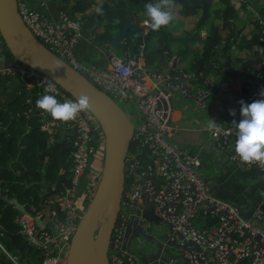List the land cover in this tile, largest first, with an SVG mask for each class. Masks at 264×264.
Returning a JSON list of instances; mask_svg holds the SVG:
<instances>
[{
    "label": "built area",
    "instance_id": "1",
    "mask_svg": "<svg viewBox=\"0 0 264 264\" xmlns=\"http://www.w3.org/2000/svg\"><path fill=\"white\" fill-rule=\"evenodd\" d=\"M235 1L239 5L247 3V0ZM17 8L24 25L49 52L86 77L115 103L124 102L128 108L132 105L136 108L135 124H130L131 150L125 158L128 201L112 229L108 264H264V185L253 212L243 214L237 205L213 195L209 183L199 172L202 166L199 154L170 137L174 91H180L183 98L202 110L207 109L206 101L212 97V91L203 86L194 92L188 84L170 85L169 79L148 72L143 62V45L133 56L109 55L106 69L86 68L76 62L73 53L82 27L67 12L51 19L27 7L24 0H17ZM143 26L148 28L144 23ZM256 27L262 68L254 81L246 84L248 104L260 99L259 93L264 91V15L258 18ZM146 34L147 31L144 36ZM5 50L0 36V76L20 81L22 87L16 86L17 94L25 91L37 98L51 94L61 103L66 99L74 100L49 77L8 58ZM148 79L159 85L149 86ZM204 83L206 85V81ZM48 85L52 91L46 93ZM37 117L40 130L49 139L54 128L64 126L70 132L67 164L72 189L64 188L61 194L46 197L43 205L48 220L44 227L38 226L36 216L28 213L18 215L15 222L20 227L19 235L41 253V264H66L70 242L81 218L75 192L103 140L100 126L89 112L69 122L53 121L41 113ZM220 127L219 133L208 127L204 130L217 150L228 152L236 138L235 129L232 125ZM228 160L241 169L256 170L264 180V167L242 164L235 157L233 147ZM156 161L158 166L153 173ZM144 213L157 222L149 221ZM152 224L165 226L167 234L158 243L156 253L137 257L130 243L139 237L153 240L149 234ZM7 256L13 264H19L14 256Z\"/></svg>",
    "mask_w": 264,
    "mask_h": 264
},
{
    "label": "trees",
    "instance_id": "2",
    "mask_svg": "<svg viewBox=\"0 0 264 264\" xmlns=\"http://www.w3.org/2000/svg\"><path fill=\"white\" fill-rule=\"evenodd\" d=\"M63 1L67 6L71 1L73 2L70 5L69 13L72 17L73 14H86L87 12L84 22H81L82 30L90 33L99 45L116 37L115 34H111V31L120 30L129 13L144 14V5L149 2V0H108V3L106 2L101 7L102 14H98L88 12L93 4L92 0ZM191 1L193 7L188 6L185 0H174V4H181L183 15L191 16L198 12L201 13V17L196 23L197 29H204L212 23L213 14L221 15L222 27L219 28L218 25L211 24L209 34L203 39L201 53L191 63L194 77L190 83L186 84L203 83L207 76H219L224 72L230 78H237L239 73L236 70L224 66V57L228 55V51L233 46H236L238 51L250 48L256 50L259 46L258 32L250 39L239 37L240 29L235 25L238 16L232 7V0ZM215 1L223 6V11L213 10ZM226 31L228 33L223 42L222 33ZM152 38L156 39V42L151 52L143 59L146 66L153 65L157 61H166L165 53L168 52L172 39L166 27H162L159 31L150 30L144 40ZM244 41L247 42L243 44ZM126 47L127 45L123 46L125 49ZM134 50L137 51L136 47ZM5 53L8 58L11 57L8 50H5ZM254 55L257 56V51H254ZM180 56L184 57L185 53H181ZM217 57H221L222 60ZM236 61L242 62L240 59ZM242 68L251 71V73L259 71L262 68L261 59L247 61L242 65ZM15 83L17 81L11 76H0V228L10 235H18L16 239L12 240L0 232V264H13L6 254L17 256L19 264H41V253L34 248L29 249L25 239L19 235L20 227L15 222L19 212L9 201L16 199L19 204L25 206L28 214L36 216L40 209V200L43 202L46 197L63 192V187L56 185L57 177L62 170L59 164L60 148L56 145L60 133L55 135L54 141L48 145L50 139L40 130L41 123L37 117L40 111L35 108L38 98L25 91L17 94ZM18 85L22 87L19 83ZM29 110L33 114L31 113V116L26 118L24 114ZM104 154L105 146L102 145L91 157L84 181L87 177L90 176L93 179L95 175L102 172ZM67 157L68 155H66V159ZM84 181H82L83 185H85ZM29 185L31 186L28 187ZM53 187L54 191H51ZM42 189L47 191V196L40 199L39 193ZM79 200H81V196L76 197L78 207L83 203ZM5 208L7 210H4Z\"/></svg>",
    "mask_w": 264,
    "mask_h": 264
},
{
    "label": "crops",
    "instance_id": "3",
    "mask_svg": "<svg viewBox=\"0 0 264 264\" xmlns=\"http://www.w3.org/2000/svg\"><path fill=\"white\" fill-rule=\"evenodd\" d=\"M92 2L93 4L88 10V12L97 13L96 9L103 7L106 2L108 3V0H92ZM24 3L30 9L39 12L51 19H57L60 13L62 12H67L69 14L71 9L70 5L73 4V2L71 1L69 6H67L63 0H24ZM262 4H264V0H247L246 4L240 5L236 4L234 0H232V7L236 11V14L238 16V19L235 21V25L237 23H241V25L246 24L245 26H247V29L242 31L239 24V26L237 27L238 29H240L239 37L250 39L253 35L257 34L255 22H250L248 17H244V14L249 11L257 10L258 7H261ZM174 6H179V10L172 8L173 16L177 21V26L178 22L184 24L194 22L197 23L200 19L199 17H201V13L198 12L196 14L197 17L194 18V20L184 18L188 15H183L181 13V4H174ZM213 10L223 11V6L217 1H215L213 4ZM86 14H73V17L70 14L69 15L72 19L76 20L81 25V22H84V17ZM220 16V14L218 16L214 15V17L216 18L215 22L218 21L217 23L219 28L222 27V21L219 20ZM128 17L132 18V23L133 25H135V27L141 29L139 38L136 39L128 36L125 39L120 40L118 42V46L111 47L116 51L121 50V52L123 53L121 57H123L124 54L133 56L138 50L140 51V46L143 45L142 52L145 56H147L150 53L147 48L149 47L151 51L154 43L156 42V39L152 38L150 40H144V32L147 31L148 33L151 30L150 28H144L143 26L144 19L146 17L143 13H129ZM170 27H173L172 23L166 26L168 32H170ZM183 29L184 28L178 30L177 28L175 29V31H172V33L170 32L172 39L169 44V50L165 53V55L167 56L166 61L155 62L152 65L156 69L155 71L148 70L147 66L144 64L148 72H154L164 79H177L179 76H182L188 83H190V81L194 77V73H190L189 75L183 74L186 69V60L189 57L190 52L192 55L193 53L198 54L202 51L203 39L206 36V29L196 28V30H198V33L194 35V40L192 41L188 37H185L184 39H177L184 37ZM118 33L119 30L111 31V34H115V36H117ZM227 33L228 31L222 33L223 42L226 40ZM245 42L247 41H244L243 44ZM124 45H127L126 49L123 48ZM109 47L110 45L106 43L99 45L94 40V37L90 35V33L86 32L85 30H82L81 36L78 39V42L74 48V58L77 63L83 65L86 68L106 69L108 66V56L115 55L113 51L109 49ZM135 47L137 49L136 52L134 50ZM184 49L186 50L185 59L180 56V53ZM254 51H257V49L251 50L250 48L238 51L236 50V46L231 47V49L228 51L227 56L231 59L232 68L240 73H246L249 75L252 74L253 72L251 73V71L242 68V65L245 62L255 60L256 58H260L262 62V57L258 54V52L257 56H255ZM231 53H235L234 58H232ZM189 59L192 58L189 57ZM237 59L242 60V62L238 63L236 61ZM223 61H225V58ZM165 71H170L174 74L173 76H163L162 72ZM12 78L17 81V83H15L16 85L14 86L19 87L18 83L21 84L20 81L14 77ZM205 81L206 88L210 89L213 93L212 97H210L206 101L207 111L203 112L202 116V114L200 115L199 111L196 110L197 107L192 110H188L187 106L183 108H178L177 105H174L175 109L173 114V120L171 123L172 130L170 134L171 140L175 141L184 148L190 149L198 153L201 157V160H203V167L207 168L208 166H210V169H219L220 173L217 176H204V178L209 183L210 187L213 186V188L211 187L213 195L217 199H220L224 202L237 205L243 214L250 215L253 212L255 205L258 203L259 194L264 185L263 177L256 170H244L239 168L234 163L230 162L228 158L231 154L232 148H230L228 152L217 150L214 141L211 139V137L208 136L207 132L204 129L207 127L209 119L215 122L216 124L222 126L231 125L233 120H235L237 123L239 122L241 118L239 101L243 100L246 104H248L246 84H248L251 79L244 78L241 75H238L237 78L233 79L230 78L228 74L224 72L219 76L209 75L207 76ZM147 84L149 86H152L153 84L159 85L149 79L147 80ZM230 110H235L236 115H229ZM31 113L33 114V112ZM31 113H25L24 116L28 118L29 116H31ZM59 133L68 134V136L65 138V141L70 145V132L65 129L64 126L54 128V133L50 137V143H48V145H50L51 142L54 141L55 135H58ZM59 139L56 140V143L59 141ZM233 172L238 173L239 176L237 178L244 179L243 174L248 173L249 178H257V180L255 184L251 185V189L247 191L246 186H240L236 184L238 180L237 178L230 179ZM85 176L86 174L82 177L81 181H84L83 179L85 178ZM125 177L127 178L126 175ZM30 186L31 185H29L28 187ZM44 192L45 190L42 189V191L39 193L40 199L41 194ZM45 199L43 202L39 201V205L41 207L36 215V218L40 221L41 227H44L48 220V213L42 205V203L45 202Z\"/></svg>",
    "mask_w": 264,
    "mask_h": 264
},
{
    "label": "water",
    "instance_id": "4",
    "mask_svg": "<svg viewBox=\"0 0 264 264\" xmlns=\"http://www.w3.org/2000/svg\"><path fill=\"white\" fill-rule=\"evenodd\" d=\"M185 3L193 7L191 0H185ZM140 32L141 29L135 27L132 18L128 17L121 26L118 35L107 41L106 44L116 47L120 40L128 36L138 39ZM0 36L14 61L49 77L74 99L80 94L90 97L91 107L88 112L99 124L104 134L106 163L103 164L101 179L71 239L66 264H82V257L86 250L94 264H108L107 251L120 209L125 181V158L132 137L127 110H122L117 103L90 83L86 77L41 45L22 22L18 13L17 0H0ZM224 58V66L232 68L231 59L227 55ZM238 73L242 77L254 81L257 71L250 75ZM168 83L179 85L186 84L187 81L179 76L177 79H169ZM67 136L66 133H60V139L56 143L60 148L59 164L62 168L56 185L70 190L72 186L68 178L69 167L66 163V155L70 152L71 146L65 141ZM232 146L233 142H231V148ZM46 196L47 191L45 190L41 194V199ZM9 203L14 205L19 215L27 213L25 206L19 204L17 200L12 199ZM144 216L149 221L157 222V219L150 217L148 213H144ZM36 224L40 226V221L37 218ZM0 232L12 240L18 237V235L8 234L1 228ZM31 248L32 246L29 245V249Z\"/></svg>",
    "mask_w": 264,
    "mask_h": 264
},
{
    "label": "clouds",
    "instance_id": "5",
    "mask_svg": "<svg viewBox=\"0 0 264 264\" xmlns=\"http://www.w3.org/2000/svg\"><path fill=\"white\" fill-rule=\"evenodd\" d=\"M173 6L174 0H154V2L149 0L144 5L146 17L144 24L152 31H159L162 27L168 26L174 19ZM96 11L98 14H102L101 8H97ZM74 27H78V25H74ZM51 91L50 85L45 87L46 93ZM259 96L260 99H256L250 104H246L243 100L239 101L241 118L238 123L233 120L231 124L235 129L236 137L232 147L235 157L242 164L249 166L258 164L264 167V91H261ZM90 107V97L86 94H80L74 100L66 99L62 103L57 100L55 95L44 94L35 102V108L40 111L41 115H47L57 122L75 121L81 113L88 112ZM229 115L235 116V110H230ZM207 127L215 133L222 131L220 125L210 119ZM80 196L82 199V195ZM80 207L82 208V206Z\"/></svg>",
    "mask_w": 264,
    "mask_h": 264
},
{
    "label": "rangeland",
    "instance_id": "6",
    "mask_svg": "<svg viewBox=\"0 0 264 264\" xmlns=\"http://www.w3.org/2000/svg\"><path fill=\"white\" fill-rule=\"evenodd\" d=\"M234 2L237 4V2L235 0H234ZM173 8L176 9V10H179V6H173ZM214 15L215 14H213V16L211 18V22L212 23H210L208 26L205 27V29H206L205 30V32H206L205 35L206 36L209 34V29H210L211 24L214 23L215 25H218V23H217L218 21L215 22L216 18L214 17ZM263 15H264V4H262L261 7H258V9L255 10V11H249V12L245 13L244 17L245 18L248 17L250 22H255V24H256L258 18H261ZM196 17L197 16L195 15V16H185L184 18L193 19L194 20V18H196ZM219 20H220V18H219ZM176 22L177 21L174 18L173 21H172L173 27L172 28L170 27V32L172 33V31H175V29H177V28H178V30H181L182 28H184L183 29L184 37L177 38V39H184L185 37H188L191 41L194 40L193 39L194 35H196V33H198V30H196V28H197L196 27V23L194 22V23H185L184 24V23H179L178 22V26H177ZM239 24H240V28L242 29V31L247 29V26H245L246 24H242L241 25V23H237L236 26L238 27ZM257 32H258V30H257ZM171 33H170V35H171ZM109 49H111L113 51V53L115 54L114 56H117L119 58H124L125 55H126V54H124V56L121 57L123 55L121 50H118L119 51L118 52V51L114 50L111 46L109 47ZM147 49H148L149 52H151L149 47ZM181 53H185V55H186V50L184 49ZM200 53L201 52H199L198 54H194L193 53L192 55H191V52L189 53V57H191L192 59H189V57L187 58L186 66H185L186 69L183 72V74L189 75L190 73H193V71L191 69V63H193L192 62L193 59L195 60ZM234 55H235V53H231L232 58H234ZM183 59H185V56L183 57ZM219 59L222 60L221 57H219ZM147 69L151 70V71H155L156 70L152 65L147 66ZM162 74H163V76H173L174 73H172L170 71H167V72L165 71V72H162ZM165 74H168V75H165ZM190 86H192V88H193L192 91H194V92H196L198 89H201L202 86L204 88H206V85H205L204 82L203 83H199V84H190ZM172 102H173L174 105H177L178 108H183L185 106L188 107V110L189 109L192 110V109L196 108V106L193 105L190 102V100H187V99L183 98L181 93H180V91H178V90L174 91ZM116 103L119 105V107L122 110H124V111L127 110L126 113L128 115V119H129L130 124L131 125L135 124L134 115L136 114V108L133 105L128 108L126 103H124V102H116ZM196 110L199 111L200 115L203 112L207 111V109L202 110V109H199V108H196ZM202 116H203V114H202ZM206 117H208V116H206ZM100 137H101V141L103 140L100 143V146H102V145L105 146L104 134H103L101 128H100ZM202 162H203V160H201V163ZM104 163H106V154H104ZM157 166H158V162L156 161L155 164H154L153 173H156ZM199 172H200V174L202 176H208L209 175L210 177L217 176L220 173L219 169H214V168L210 169V166H208L207 168L202 166V169H200ZM99 173L97 175H95L93 179H91V177L89 176L84 181L87 195H86V198H85V196H83V198H85V200L83 201V203H81L82 204L81 205L82 206L81 214H83V212L86 210L87 205L89 203V200L91 199L92 194H94V192L96 190V187H97V185H98V183H99V181L101 179L102 172L100 174ZM238 176H239L238 173L233 172L231 177H230V179L237 178ZM243 178L244 179L237 178L238 180H237L236 184L240 185V186H246L247 191H249L251 189V185L255 184L257 178H253V179L249 178L248 173L243 174ZM211 187L213 188V186H211ZM80 188H81V186H79L77 188V190L79 191ZM88 195H89V198L87 199ZM241 195H243V194H241ZM75 197H79V196H75ZM79 201H82V200H79ZM149 229H150L149 234L154 238L153 240H145L143 237H139V238H135L130 243V248L132 249V251L135 253V255L137 257H139V254L150 256L152 253H156L158 243L161 242L162 238L167 234V229L163 225L152 224ZM3 251H4V249H3ZM14 258L18 259L17 256H14ZM89 264H91V263H89Z\"/></svg>",
    "mask_w": 264,
    "mask_h": 264
},
{
    "label": "flooded vegetation",
    "instance_id": "7",
    "mask_svg": "<svg viewBox=\"0 0 264 264\" xmlns=\"http://www.w3.org/2000/svg\"><path fill=\"white\" fill-rule=\"evenodd\" d=\"M130 147H131V145H130ZM130 147H129V150H128V152H127V154H129V152H130ZM126 175V174H125ZM127 178L125 177V181H124V188H123V193H122V197H121V202H120V209H119V212H118V216L121 214V211L123 210V208H124V206H125V204L127 203V201H128V187H127ZM81 186V188H80V190L78 191L77 190V192H75V196H80V195H82V201H84L85 200V198H83V196H85L86 197V190H85V185H83V184H81L80 185ZM81 208V207H80Z\"/></svg>",
    "mask_w": 264,
    "mask_h": 264
},
{
    "label": "bare ground",
    "instance_id": "8",
    "mask_svg": "<svg viewBox=\"0 0 264 264\" xmlns=\"http://www.w3.org/2000/svg\"><path fill=\"white\" fill-rule=\"evenodd\" d=\"M94 264L93 260L91 259L88 250H86L82 257V264Z\"/></svg>",
    "mask_w": 264,
    "mask_h": 264
}]
</instances>
